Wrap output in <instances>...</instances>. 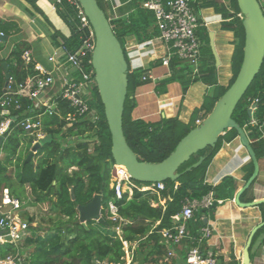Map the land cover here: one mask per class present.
Masks as SVG:
<instances>
[{
    "label": "trees",
    "instance_id": "16d2710c",
    "mask_svg": "<svg viewBox=\"0 0 264 264\" xmlns=\"http://www.w3.org/2000/svg\"><path fill=\"white\" fill-rule=\"evenodd\" d=\"M143 1L135 0V8L128 16L110 19L114 33L122 46L124 37L130 34H134L139 42L148 41L160 34L154 12L143 7ZM226 1L235 12L241 13L237 0H222L221 6H219V1L215 0V5L227 7L224 3ZM98 2L100 7L105 10V6L99 0ZM262 7L264 9V3ZM58 11L73 29L70 37L63 38L64 44L68 49L76 51L81 47L85 35L79 27L75 7L68 0H62ZM225 26L232 27L236 37L232 57L233 77L228 86L218 85L216 66L213 63L214 55L210 47L205 51V53L208 52L209 59H201L199 71L196 74L189 70L191 65L178 58H173L171 76L158 81L156 86L157 94H165L167 84L175 81L182 84L184 92L189 89L191 83L198 81L210 86H217V94H209L205 97L202 107L194 111L189 123L181 121L178 117H162L158 121L133 119L130 87L142 82L140 78L145 71L141 68L132 69L128 62L129 86L123 128L128 144L140 159L149 162H159L165 159L176 148L178 142L198 125L196 119L200 110L205 111L204 118L210 114L216 102L236 79L244 56L245 32L242 18L238 17L235 22H230ZM0 28L7 37L20 31L18 24L11 20L0 21ZM58 37V33L53 35L56 44L59 43ZM205 38L208 39L207 34ZM26 47L27 44L24 41L17 43L6 60L10 76L14 77L17 82L25 81L35 73L33 64L26 65L22 58ZM88 58H91V54ZM126 59L128 61L127 56ZM3 62L0 61V97L4 94L6 81ZM88 66L92 67L91 64ZM94 96L95 100L92 104L99 111V120L95 123L86 120L67 125L64 117L70 108L65 102L59 106L63 118L58 115L46 116L45 130L48 134L53 135V140L37 152L36 155L42 154L45 150L49 151L38 163H34L32 160L24 164L25 159L16 160L22 145L20 139L23 134L22 129H15L7 134L3 143L2 149L6 152L5 156L0 159V197L5 189H9L11 194L15 193L12 187L13 181H16L23 186L30 187L35 203H50L67 218L66 235H63V226L51 229L34 246L32 257L29 256L24 264H95L96 260L125 262V242H136L131 264H187V250L189 246L196 243L186 239L181 251H177L180 258L166 261L168 244L161 231L174 226L175 216L182 212L183 205L187 200L202 199L209 193H214V197L221 200L234 197L236 191L234 177L226 176L220 184L213 185L205 182V172L207 165L221 148L223 140L238 136L237 130L234 128L227 130L224 135L219 137L215 147L209 146L194 154L180 166L178 172H183L187 167L197 162L200 156H205L203 163L197 168L183 173L175 181L166 180L164 182L166 188L159 194L135 189L130 198L129 194H125L121 200L116 201L119 214L130 221L123 227V233L120 236L115 229L116 223L111 219H106L109 224L90 221L87 223V227L76 222L78 206L88 203L94 195L100 193L103 195V199L108 201L114 197V190L110 187L111 170L115 164L111 153L112 139L97 86ZM256 99H258L257 107L250 116L248 109ZM23 103L30 104L26 99H23ZM251 117H255L260 124L264 125V62L260 72L238 102L233 113V118L247 130V135L256 139L251 144L259 159L264 150V138L258 127H249L248 123ZM1 119L0 117V121ZM85 135H87L86 138ZM56 136L62 137V140ZM76 137H81V141L75 142ZM95 138L97 139L94 140ZM63 140H73V143L64 147ZM91 140H94L93 143H90ZM73 167L75 169L70 171ZM248 169L247 179L253 172V162L250 163ZM176 184H178L177 187H175ZM169 197L171 199H168ZM164 198H167L165 207L161 204V199ZM212 208L213 206L210 209ZM206 211V209L198 211L194 218L188 221V227L193 234L197 235L199 227L206 225L202 218ZM28 221L32 223L34 219L30 217ZM157 221L160 223L155 226ZM30 227L33 228L32 225ZM26 240L34 244V239L27 238ZM18 252L19 245L0 244L1 256L17 255ZM230 264L239 263L237 260H233Z\"/></svg>",
    "mask_w": 264,
    "mask_h": 264
},
{
    "label": "crops",
    "instance_id": "0c3cea01",
    "mask_svg": "<svg viewBox=\"0 0 264 264\" xmlns=\"http://www.w3.org/2000/svg\"><path fill=\"white\" fill-rule=\"evenodd\" d=\"M99 1L105 6V12L110 19L126 17L135 8V0ZM218 1L219 6H221L222 0ZM224 3L227 5L226 2ZM59 4L57 0H0V21H3L2 19L11 20L20 27V31L12 33L7 37V40H0L3 43V46L0 47V61H6L17 43L24 41L27 44L25 50L31 51L32 62L39 63L49 71H52L53 64L49 62L48 56L56 47L64 44L63 38L70 37L73 31L71 24L59 13ZM193 4L206 23L199 29V35L203 42L201 59H209L208 52L205 53V51L210 47L214 55L213 63L216 66L218 85L228 86L233 77L232 57L235 50L236 37L234 29L225 25L235 22L239 17L238 13L228 5L227 7H217L215 0H193ZM55 33L59 34V43L57 44L53 40ZM206 34L208 39L205 38ZM123 46L129 57L132 69L141 68L145 73H151L159 77L158 81L171 76L167 73L168 68L162 64V58L166 54V47L159 35L148 41L139 42L134 34H130L124 37ZM214 49L218 54V62ZM140 80L142 81L140 84L132 86L130 96L133 102L131 111L133 119L141 118L146 121H158L162 117H178L181 121L189 123L194 111L202 107L205 97L209 94L216 95L218 92L217 86H210L198 81L192 84L186 92L183 91L181 83L170 82L167 84V92L165 94H157L156 86L158 81H144L141 78ZM58 90V84L51 88L53 92H58ZM204 115L205 111L200 110L197 119L203 120ZM248 137L251 143L256 140L250 136ZM63 141H65L64 147L73 143H70L71 140H69L68 144L66 143L67 140ZM258 161L260 164L259 174L250 187L241 194L240 200L242 202H252L264 198V150L261 152ZM251 162L247 149L241 143L239 136H236L223 140L221 148L206 168V183L218 185L226 176L234 177L236 183V191L233 198L221 200L214 197L216 201L213 206L214 209H206L207 211L202 215L206 225L212 226L213 234L201 244V248L202 250L213 249L218 254L219 264H230L233 260H237L239 264H242L244 247L252 229L264 221V202L244 208L237 205L235 200L239 189L250 178L247 179V173ZM72 169L75 168H71L70 171ZM176 185L178 186V184ZM7 190L9 191V189ZM4 193L0 197V205L3 204ZM211 194L214 195V193ZM9 195L19 199L15 193L11 194L10 191ZM164 199L167 200V198ZM201 210L203 209H198L195 214ZM158 224L159 221L156 222L155 226ZM204 226L199 227L198 231ZM263 228L264 226L256 232L254 237ZM190 233L192 235L196 234H193L192 231ZM254 239L249 248L251 264H264V233L256 247H254ZM184 241L175 247L176 254L177 251H181ZM133 246L135 247V244L131 243L127 250L128 253L133 252L135 249ZM174 258L179 259L180 257L177 254Z\"/></svg>",
    "mask_w": 264,
    "mask_h": 264
},
{
    "label": "built area",
    "instance_id": "2783aa9c",
    "mask_svg": "<svg viewBox=\"0 0 264 264\" xmlns=\"http://www.w3.org/2000/svg\"><path fill=\"white\" fill-rule=\"evenodd\" d=\"M68 1L75 7L79 27L85 35L82 45L76 51L68 49L64 44L56 47L48 56L49 62L53 64L52 71L39 63H33L31 51H24L22 58L26 65L33 64L35 73L22 82H17L14 77L10 76L8 86L0 97V117L2 118L0 135H4V140L7 134L20 128L23 130V134L34 138L32 143L34 145L47 135L45 130V117L47 115H58L63 118L59 110L62 102H65L70 108L64 117L67 125L86 120L95 123L99 120V111L92 104L95 100L94 95L97 86L95 72L93 67L88 66L91 64V58L89 59L88 56L94 48V30L80 2L78 0ZM57 2L61 3L62 0H57ZM142 5L154 12L155 21L160 30L159 38L166 47L162 64L168 68V75L172 74L171 62L173 58H178L180 61L193 66L197 73L203 47L199 29L206 23L195 8L193 0H144ZM238 16L243 18L242 13H238ZM5 36V32L0 28V40ZM141 79L154 82L158 81L159 77L151 73H144ZM56 84L59 86L58 92L51 91V88ZM23 99L28 100L30 104L25 105ZM257 102L258 99L254 101V103ZM255 109L256 107L253 108V111ZM201 121V119H197V124ZM248 125L251 128L258 127L262 131V137H264V125L260 124L258 119L251 117ZM140 183L131 178L125 166L113 165L110 187L114 190V197L107 202V210L109 219L116 223L115 229L120 236L123 233V227L130 221L119 214L116 201L121 200L125 194H129L131 197L135 189L159 194L166 188L164 182ZM165 203V199L161 200L163 207H165ZM8 204H12L13 207L8 212L2 213L0 230H4V233L0 234V244L17 245L28 236L27 231L30 229L31 223L19 214H13L14 210L21 207V202L19 199L11 197L9 191L5 189L3 204L0 205V208ZM215 204L214 195L211 193L201 200H187L184 203L182 216H175L174 226L161 231L168 244L166 261L175 257L177 255L175 247L181 244L183 240L188 239L196 244L189 246L187 250V264H219L218 254L213 249L202 250L201 248V244L212 236V226L205 225L197 235H192L188 228V221L193 218L195 211L200 208L210 209ZM103 207L102 205V210ZM101 215L103 216L102 213ZM124 244L127 251L131 243L125 242ZM133 244L136 246V242ZM131 255L133 257V252ZM132 260L129 259L125 262L96 260L95 264H131ZM0 264H23V262L19 255H0Z\"/></svg>",
    "mask_w": 264,
    "mask_h": 264
},
{
    "label": "water",
    "instance_id": "95a60500",
    "mask_svg": "<svg viewBox=\"0 0 264 264\" xmlns=\"http://www.w3.org/2000/svg\"><path fill=\"white\" fill-rule=\"evenodd\" d=\"M78 1L94 30L95 42L91 53V65L95 72L97 89L111 134V153L115 164L125 166L131 178L138 182H165L168 179L175 181L183 173L200 166L205 160V156H200L197 162L180 173L178 169L181 165L199 151L209 146L215 147L219 137L224 135L227 130L234 128L237 130L240 141L247 149L254 164L252 175L235 196L236 203L244 208L263 203L264 198L252 202H242L240 200L241 194L250 187L258 176L260 164L246 130L233 118V113L238 102L260 72L264 62V9L260 0H237L238 7L243 15L242 24L245 32V44L242 65L236 79L216 102L211 113L186 134L165 159L159 162H149L140 159L128 144L125 136L123 118L128 95L129 64L124 48L114 33L110 18L107 16L105 10L100 7L98 0ZM1 39L7 40V36ZM214 53L218 62L219 58L215 49ZM2 66L6 75L5 91L9 83L10 73L6 61L2 63ZM254 107H257V103L249 107L250 116H252ZM52 140L53 135L47 134L40 141H37L30 149L24 164L31 162L35 154ZM72 142L71 140L70 143ZM3 143L4 135H0V154ZM103 202V195L98 193L88 203L79 205L76 222L86 227L90 221L109 224L101 215ZM12 207V204L1 207L0 219L2 213L8 212ZM263 226L264 221L252 229L244 247L243 264H251L249 248L256 232ZM2 233H4V230H0V234Z\"/></svg>",
    "mask_w": 264,
    "mask_h": 264
},
{
    "label": "rangeland",
    "instance_id": "374dc122",
    "mask_svg": "<svg viewBox=\"0 0 264 264\" xmlns=\"http://www.w3.org/2000/svg\"><path fill=\"white\" fill-rule=\"evenodd\" d=\"M260 2L263 4L264 0H260ZM227 5L230 7L229 2H227ZM3 21H5L4 19H2ZM3 46V43L0 42V47ZM126 52V51H125ZM126 56L128 58V62L130 64V60L129 57L126 53ZM131 67V65H130ZM189 70L190 71H194V67L193 66H189ZM195 72V71H194ZM196 74V72H195ZM177 83H180L179 81H175ZM194 83H191V85ZM190 85V86H191ZM130 92H132V86L130 87ZM47 118V117H45ZM170 118V117H168ZM57 137V136H56ZM86 138V136H84ZM58 139H62L60 137H57ZM81 137H76L74 139L75 142H79L81 141L80 139ZM21 149L19 150V153L16 157V160H23L26 159L30 149L32 148V143H33V137L22 134L21 137ZM5 141V140H4ZM65 141H63L64 143ZM69 141H67L66 143L68 144ZM90 143H93L90 142ZM3 148V147H2ZM91 148H93V146H91ZM29 150V151H28ZM5 152L6 151H1L0 154V159H2V157L5 156ZM49 151L45 150L43 151L42 154L36 155L33 158V162L34 163H38L39 161H41L43 155L48 154ZM12 190H15V194L16 196H18V198L20 199L21 202V207L17 210L13 211V214H19L21 217L29 220L30 217H32L34 219V221L31 223V225L33 226L30 227V229L27 231L28 232V236L25 237L24 239L21 240V242H19L17 245H19V252L17 253V255H19V257L21 258L23 264L24 262L27 260V258L29 256L32 257V252H33V248L35 245L38 244V242L43 239L46 235V233H48L51 229H55L59 226H63V235H66V228L65 226L67 225V218L61 214L60 211H58L57 209H55L52 204L50 203H35L34 202V196L32 194V191L30 189V187L23 186L22 184L13 181V187ZM12 194H14L12 192ZM168 199H171L170 197ZM107 202L108 200H104L103 202V210H102V214L103 217L105 219H109V212L107 210ZM166 204V203H165ZM264 233V228L261 230V232L255 237L254 239V247H256L260 240H261V236ZM122 235V234H121ZM34 239V244L29 243L26 239ZM253 247V248H254ZM253 253V252H252ZM125 261H129V259H133L131 253H129L126 251V255L124 256ZM173 258H170V261H172Z\"/></svg>",
    "mask_w": 264,
    "mask_h": 264
}]
</instances>
